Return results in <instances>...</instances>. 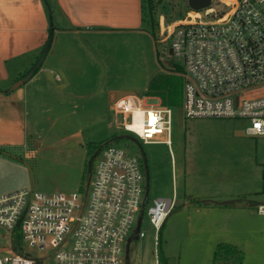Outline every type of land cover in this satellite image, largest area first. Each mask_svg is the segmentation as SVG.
<instances>
[{
  "label": "rangeland",
  "instance_id": "1",
  "mask_svg": "<svg viewBox=\"0 0 264 264\" xmlns=\"http://www.w3.org/2000/svg\"><path fill=\"white\" fill-rule=\"evenodd\" d=\"M145 1L148 7L149 0ZM151 1L154 29L147 8V20L133 38H110L106 42L108 58L103 75L107 81L98 86L99 78L92 77L87 82L91 102L87 100L89 94L82 100L74 94L56 95V90L54 95L33 101L34 107L26 114L25 148L6 149L18 159L0 153V197L27 191L49 197L86 193L89 199L93 170L101 160L99 146L109 141L143 161V200L148 198L149 205L159 198L175 200L161 232L159 249L155 245L156 230L147 215L141 225L145 237L130 241L137 232V215L123 244V264H156V249L166 257L167 264H212L218 243H231L242 251V264H264V221L241 219L202 191L226 198L236 209L257 214V202L264 197V138L237 136L236 130L249 125L244 119L187 118L182 79L179 105L172 107L171 147L145 144L126 132L123 115L115 112L112 102L106 104L108 89L124 88L134 92V96H128L132 108L164 106L160 96L147 97L146 92L151 84L163 86L165 76L184 65L181 57L169 56L170 34L187 15L189 0ZM210 9L227 11L217 0H210L207 7L196 14L190 10V14L213 19L214 15H207ZM179 76L182 78V74ZM166 139V133L155 138ZM210 200L213 203L205 205ZM217 206H222L220 211H212ZM11 241V232L0 228V250ZM26 250L32 257H42L41 264H56L55 249Z\"/></svg>",
  "mask_w": 264,
  "mask_h": 264
},
{
  "label": "built area",
  "instance_id": "2",
  "mask_svg": "<svg viewBox=\"0 0 264 264\" xmlns=\"http://www.w3.org/2000/svg\"><path fill=\"white\" fill-rule=\"evenodd\" d=\"M217 1L227 11L210 9L207 15L215 18L205 20L192 16L189 7L170 34V57H181L184 63L185 115L244 119L247 136L264 138V0ZM129 100L113 104L123 115L124 130L145 144L171 147L173 109L160 104L132 108ZM165 133L166 140H155ZM99 155L89 199L86 193L49 197L27 191L0 197V228L12 234L10 245L0 250V264H41L42 257H32L26 247L57 250L56 264H123V244L138 214L130 241L145 237L141 225L147 215L159 249V234L175 200L159 198L150 205L148 198L143 200L144 163L124 149L110 143ZM257 214L264 216V201L257 205ZM17 237L23 253L13 249ZM158 249L156 264H162Z\"/></svg>",
  "mask_w": 264,
  "mask_h": 264
},
{
  "label": "crops",
  "instance_id": "3",
  "mask_svg": "<svg viewBox=\"0 0 264 264\" xmlns=\"http://www.w3.org/2000/svg\"><path fill=\"white\" fill-rule=\"evenodd\" d=\"M142 6V0H0V149L4 155L18 159L6 149L25 148L26 114L38 97L54 95L56 90V95L74 94L82 100L89 94L87 100L92 101L87 82L92 77L99 78L98 86L107 81L103 75L108 58L106 42L110 38H133L140 32L145 23ZM52 29L53 38L41 68L25 85L12 90L44 51ZM121 91L131 89H108L106 104H114L116 93ZM202 191L241 219L264 221L262 215L241 211L226 198ZM263 201L264 197L257 203ZM212 203L210 200L205 205ZM222 206L211 209L218 212ZM248 245L255 247L252 242Z\"/></svg>",
  "mask_w": 264,
  "mask_h": 264
},
{
  "label": "trees",
  "instance_id": "4",
  "mask_svg": "<svg viewBox=\"0 0 264 264\" xmlns=\"http://www.w3.org/2000/svg\"><path fill=\"white\" fill-rule=\"evenodd\" d=\"M145 3H146V1L143 0L142 10L144 13L143 14L144 15V22L147 20L145 11L148 8L149 9L150 22L153 25V29H154V26H155L154 13L155 12H154L152 1L151 0L148 1V7ZM145 6H146V8H145ZM52 38H53V29L50 32L49 41H48L44 51L42 52V54L38 57L37 61L32 66V68L30 70H28L25 74H23L19 78L18 81H20L21 79L25 78L28 75H32L31 78H33L36 75V73L39 71V69L41 68V66H42V64L46 58V55H47L49 48H50V45H51ZM182 73H183V67L178 66L174 73L171 72V74H168L165 76V79L163 80L164 81L163 86L158 85L157 87H155L153 84H151L148 88V91L146 92V96L147 97L160 96L163 99V102L165 103L164 106H168L170 108L179 105V97L181 95V88H182V82H181L182 78L179 75H181ZM114 139L117 140L118 138L115 137ZM108 144H110L109 141L103 145H100L99 146L100 151L105 146H107ZM2 152H4V151L0 149V153H2ZM99 152H98V154H99ZM163 227H164V225H163ZM162 229H161L160 234H159L160 240H161L160 236H161ZM19 246H21V241H20V237H17L13 241V249L18 253H23V251L21 250V248ZM160 259H161L162 264H167V259L165 256L161 255ZM243 260H244L243 253L236 246H234L230 243H219L216 245V247L214 249L212 264H230V263L242 264Z\"/></svg>",
  "mask_w": 264,
  "mask_h": 264
},
{
  "label": "water",
  "instance_id": "5",
  "mask_svg": "<svg viewBox=\"0 0 264 264\" xmlns=\"http://www.w3.org/2000/svg\"><path fill=\"white\" fill-rule=\"evenodd\" d=\"M210 3V0H189V7L194 9V10H201L205 7H207ZM169 55H173V50L170 48L169 50ZM32 75H28L25 78L21 79L17 83H15L12 87V90H15L23 85H25L30 79ZM128 96H134V92L132 91H121L116 93V101L121 100L122 98L124 99L125 97ZM235 134L237 136H247L244 131L242 130H236Z\"/></svg>",
  "mask_w": 264,
  "mask_h": 264
},
{
  "label": "bare ground",
  "instance_id": "6",
  "mask_svg": "<svg viewBox=\"0 0 264 264\" xmlns=\"http://www.w3.org/2000/svg\"><path fill=\"white\" fill-rule=\"evenodd\" d=\"M196 13H197V11L192 9V14H196Z\"/></svg>",
  "mask_w": 264,
  "mask_h": 264
},
{
  "label": "flooded vegetation",
  "instance_id": "7",
  "mask_svg": "<svg viewBox=\"0 0 264 264\" xmlns=\"http://www.w3.org/2000/svg\"><path fill=\"white\" fill-rule=\"evenodd\" d=\"M170 56V55H169Z\"/></svg>",
  "mask_w": 264,
  "mask_h": 264
}]
</instances>
